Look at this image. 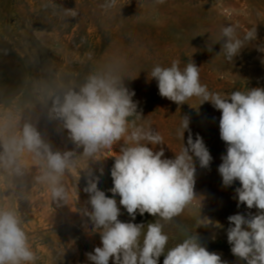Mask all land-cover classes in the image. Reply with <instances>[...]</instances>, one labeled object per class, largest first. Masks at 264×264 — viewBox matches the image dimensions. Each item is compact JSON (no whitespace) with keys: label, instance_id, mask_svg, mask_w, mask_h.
Here are the masks:
<instances>
[{"label":"rangeland","instance_id":"374dc122","mask_svg":"<svg viewBox=\"0 0 264 264\" xmlns=\"http://www.w3.org/2000/svg\"><path fill=\"white\" fill-rule=\"evenodd\" d=\"M106 0H0V125H9L10 132L25 122L33 124L54 150H75L67 130L60 121L50 119L49 91L73 83H81L90 73L109 65L119 68L138 111L144 120L162 136L165 157L173 158L182 141L176 136L182 115L190 117V129L195 139L198 133L204 140L213 160L207 169L196 162V199L193 206L173 220L164 222L163 231L169 236L166 250L181 243L186 235L197 233L209 252L221 255L228 264H244L230 251L227 242L228 217L241 213L253 214L256 209L245 205L237 207L235 188L222 186L218 166L226 154V144L219 134L220 111L193 97L179 106L158 93L157 82L148 78L156 64L168 67L180 60L183 68L190 60L200 67V82L211 92L230 94L247 88H264V0H117L112 9L101 7ZM69 10L75 11L72 16ZM233 25L237 34L257 28V40L244 48L228 62L219 43L208 51L220 35L222 27ZM134 79V80H131ZM188 132L184 134L187 142ZM122 143V142H121ZM114 146V151H119ZM161 146H157L159 150ZM174 152V153H173ZM111 154L104 167L98 187L108 191L113 186L110 169ZM22 176L0 173V206L16 208L23 219V228L29 236L37 256L35 264H89L85 253L102 246L98 234L90 231L86 217L78 210L88 195L83 175L79 172L90 162L79 161L77 174L66 176L67 184L76 189L69 205L57 208L47 190L34 180L36 168L29 156L23 157ZM97 174H99L97 172ZM121 207V221L131 217ZM202 202L200 212L199 205ZM200 216L218 221L223 227H198ZM145 213L136 216L134 223L154 221ZM207 221H205L206 223ZM198 227V228H197ZM164 256L159 259L163 264ZM110 264H112L110 260Z\"/></svg>","mask_w":264,"mask_h":264},{"label":"clouds","instance_id":"9594fccd","mask_svg":"<svg viewBox=\"0 0 264 264\" xmlns=\"http://www.w3.org/2000/svg\"><path fill=\"white\" fill-rule=\"evenodd\" d=\"M116 6L117 0H106L101 7L107 10ZM256 40L257 28L241 36L236 26L228 25L207 48L211 52L219 43L220 51L215 55L233 62ZM258 50L264 52V46H258ZM200 67L190 60L181 68L176 59L168 67L156 64L148 78L157 82L162 98L178 107L195 97L199 107L208 102L220 111L219 134L226 144V154L218 166L222 186L228 188L238 181L237 207L256 209L254 214L249 211L227 218V242L238 261L264 264V88L230 94L211 92L200 82ZM126 80L129 79L118 67L109 65L90 73L81 83L49 91L50 119L61 122L75 149L82 148V152L54 150L37 127L28 122L17 125L14 132L7 124L0 125V173L22 176L23 157L29 156L37 170L35 183L47 190L57 208H63L73 196L79 199L78 185L75 190L71 188L66 176L77 174L80 160L90 162L79 172V181L82 175L85 180L82 191L88 199L78 213L87 218L90 231L99 235L102 246L85 253L89 264H110V260L112 264H159L162 255L163 264H228L220 254L202 245L197 231L166 250L169 236L161 221H171L193 206L197 197L196 162L201 169H207L213 157L198 133L193 139L188 115H182L176 131L182 141L179 152H173V158L165 157L163 136L145 122L142 111H138V101L133 99L135 91L126 86ZM116 145H120L118 152L114 151ZM158 145L161 147L156 150ZM106 154L114 160L110 169L113 186L108 189L111 196L98 187L104 167H92L108 160L102 159ZM116 196L130 221L119 219L122 212ZM199 207L201 212L202 202ZM145 213L155 218L147 223L146 231L145 223L133 222L138 214ZM22 225L16 208L0 206V264H35L37 256ZM209 225L223 227L218 221L200 216L198 227Z\"/></svg>","mask_w":264,"mask_h":264}]
</instances>
